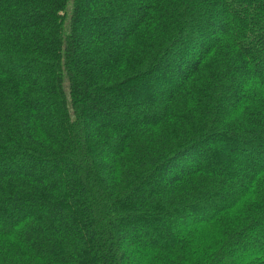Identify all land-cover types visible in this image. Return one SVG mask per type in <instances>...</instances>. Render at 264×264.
<instances>
[{
    "label": "trees",
    "instance_id": "trees-1",
    "mask_svg": "<svg viewBox=\"0 0 264 264\" xmlns=\"http://www.w3.org/2000/svg\"><path fill=\"white\" fill-rule=\"evenodd\" d=\"M232 252L264 264V0H0V264Z\"/></svg>",
    "mask_w": 264,
    "mask_h": 264
},
{
    "label": "rangeland",
    "instance_id": "rangeland-1",
    "mask_svg": "<svg viewBox=\"0 0 264 264\" xmlns=\"http://www.w3.org/2000/svg\"><path fill=\"white\" fill-rule=\"evenodd\" d=\"M127 227H128V226H127ZM144 234H145V239H146V241H149V240H151V239L154 238L153 236H150L149 232H148V233L145 232ZM254 239H255V237H254ZM250 240H253V237H251ZM261 242H262L261 238H257V239H256V243H257V244H260ZM235 256H236V254H233V252H232L230 255H226V256H224V258H223V263H224V264H229V263H231L232 260L237 261L238 258L235 257Z\"/></svg>",
    "mask_w": 264,
    "mask_h": 264
}]
</instances>
